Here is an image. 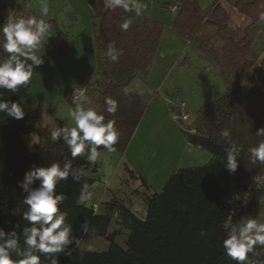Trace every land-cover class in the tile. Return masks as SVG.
Listing matches in <instances>:
<instances>
[{
	"label": "trees",
	"instance_id": "trees-1",
	"mask_svg": "<svg viewBox=\"0 0 264 264\" xmlns=\"http://www.w3.org/2000/svg\"><path fill=\"white\" fill-rule=\"evenodd\" d=\"M241 12H252L256 20L264 16V0H234ZM16 0H0V28L7 22L8 16H35L23 3L15 6ZM26 2V1H25ZM130 3V0H128ZM94 11V20L100 19L101 26L93 25L96 39L97 59L104 56L110 58V78L99 85L102 91L93 95V107L105 116V123L114 120L119 131L117 142L112 148L125 152L135 131L147 111L137 107V99L124 96L123 93L135 78L147 79L153 64L158 45L162 36L163 25L148 19L144 15L130 18V26L123 30L119 25L127 21L123 7L110 6L109 0H90ZM222 14V22L227 17L218 7L212 16L204 13L195 2L183 1L180 11L174 19L172 27L181 36L192 41L202 24H209ZM141 21L144 30L141 32L134 23ZM51 30L60 35L57 24L49 22ZM254 32L244 34L238 39V33L227 26L219 30V36L225 41V47L217 53L215 62L223 77L227 79L228 88L219 100L211 106L200 109L196 118V132L183 133L193 146L209 151L212 161L202 167L184 168L174 172L163 191L147 199L148 213L145 221L140 220L120 201L114 200L108 205L107 215H96L92 208L78 204L77 200L84 183L90 188L94 180L83 172L79 182L61 181L56 188L57 193L66 196L60 206L68 213L67 223L73 227V234L81 242L95 237L105 238L110 247L105 252L80 250L75 245L69 246L58 257V264H237L230 258L224 248L223 240L227 236L224 223L232 215V222L238 223L243 217L249 216L258 201L264 198V164L251 162L248 149L258 145L264 137L256 135L264 128V74L256 77L253 64L257 59L251 50ZM233 36V37H231ZM3 36L0 33V44ZM113 48L115 59L108 55L109 46ZM60 55L69 53L58 46ZM43 52L50 59L55 55L45 48ZM215 52V51H214ZM0 48V59L6 57ZM229 72L235 83L228 79ZM30 87L20 86L16 92L0 89V96L5 102L25 100ZM111 98L117 104L115 113L106 111L105 99ZM229 129L233 142L240 148L237 157L238 169L233 174L225 167L226 151L230 146L221 138L220 131ZM27 133L26 118L16 120L0 113V227L5 232L14 228L18 234L19 245L24 247L25 232L31 225L23 219L27 211L24 204L26 193L20 188L26 171L35 164L47 167L52 163L71 161L73 168L85 169L91 165L86 155L72 158L71 152L63 141L53 142L46 131L39 133L40 142L34 152H30L23 136ZM103 146L98 152L104 150ZM146 183L145 179H141ZM37 181L33 187H38ZM239 208L247 209L240 213ZM235 212V215L232 212ZM119 215L120 223L127 226L131 233L123 248L115 242L117 233L108 235V229L114 213ZM88 224V232L81 226ZM205 231L206 237L200 232ZM259 255L249 253V258L264 261V248L256 246ZM42 264H50L39 251Z\"/></svg>",
	"mask_w": 264,
	"mask_h": 264
},
{
	"label": "crops",
	"instance_id": "crops-1",
	"mask_svg": "<svg viewBox=\"0 0 264 264\" xmlns=\"http://www.w3.org/2000/svg\"><path fill=\"white\" fill-rule=\"evenodd\" d=\"M183 1L197 3L210 16L220 7L227 17V23L224 24L221 21L223 15L218 14L215 19L208 20L209 24H202L199 32L189 41L172 27ZM253 2L247 0L246 4ZM23 3L39 19L57 24L60 30V35L51 30L50 38H45L36 50L35 54L44 63L34 69L24 100L27 133L23 139L28 150L34 152L40 142V132L46 131L50 137L51 130L70 122L68 110L72 104L69 98L74 90H87L86 97L91 103L85 102V107H93L94 93L102 91L96 84L98 59L93 31V25L100 28L101 20H94L90 0H16L15 6ZM43 3L49 8L47 16L41 13ZM135 3L139 6L140 14L137 15L136 9L131 8L130 0V10H126L128 18L144 15L163 25L153 64L143 84L146 88L157 90L161 97L141 119L125 152L114 148L111 151L104 149L94 163L83 169L94 180L90 188L92 198L83 204L88 208L97 205L95 214L104 216L108 213V205L116 199L137 218L145 221L147 199L163 191L172 173L184 168L205 166L213 159L209 151L187 142L169 118V106L185 103L191 119H196L201 108L214 105L225 94L227 79L215 62L217 53L226 44L219 36V30L225 26L237 32L239 40L246 32L252 35V31H255L251 50L257 59L253 69L260 71L264 66V16L256 20L254 13L241 12L234 0H135ZM173 6L178 7L174 12L171 10ZM59 45L69 53L61 56ZM45 48L55 55L53 59L43 52ZM164 129L173 133L171 135L177 143L174 153L179 149L180 152L172 154L170 149L171 161L162 159L159 163L163 164L150 176L146 166L154 158L155 152L152 151L151 158L149 147L164 140ZM172 162L174 170L167 173ZM148 167L153 168L154 165ZM116 213L111 219L108 235L117 233L115 242L125 248L131 230L120 223ZM109 247L110 242L101 237L82 240L78 246L80 250L93 252H105Z\"/></svg>",
	"mask_w": 264,
	"mask_h": 264
},
{
	"label": "clouds",
	"instance_id": "clouds-1",
	"mask_svg": "<svg viewBox=\"0 0 264 264\" xmlns=\"http://www.w3.org/2000/svg\"><path fill=\"white\" fill-rule=\"evenodd\" d=\"M109 4L130 10L128 0H109ZM131 8L136 9L137 15L140 14L135 0H131ZM41 13L43 16L48 15L49 8L46 3L41 4ZM129 26L130 21L119 25L123 30H127ZM50 31L51 25L44 19H37L35 16H8L7 22L0 28L3 36L0 48L7 54L5 58L0 59V89L16 92L20 86L29 83L34 69L44 63L35 52L45 38H50ZM108 55L115 59L111 45ZM85 102L91 103L83 91L79 96L72 95V107L68 110L70 122L51 130L50 138L53 142L62 140L68 146L73 159L83 154L89 162L94 163L100 155V146L112 150L119 137V131L114 120L105 123L104 114L97 108L85 107ZM24 104L23 97L19 101L5 102L0 96V113L22 120L26 115ZM105 104L108 113H115L117 104L113 99L106 98ZM219 134L230 146L225 149V167L234 174L239 166L237 157L240 148L233 142L229 129H223ZM256 135L264 137V128L259 129ZM248 152L253 164H264V139L260 140L257 146L249 148ZM82 175L83 169L73 168L71 161H65L62 165L52 163L47 167H37L34 164L25 172L19 186L27 194L24 204L28 207L23 213V219L31 227L25 232L23 248L19 245L15 228L11 232H5L4 228L0 227V264H42L41 256L35 254V250L44 254V259L50 261V264H58V257L54 254L61 253L72 245L79 246L80 241L73 234L72 225L66 222L68 213L60 207L66 196L57 193L56 188L61 181L68 180L69 177L79 182ZM37 181L38 187H33ZM92 195L89 184L84 183L77 203L89 201ZM232 214L235 215V212ZM232 218L230 215L224 223L227 236L223 240V248L226 254L237 264H264V261L249 258V253L259 255L254 251L257 245L264 248V216L260 213L255 218L246 216L238 223H233ZM81 230L88 232L86 221ZM206 235L205 231L200 232L201 237Z\"/></svg>",
	"mask_w": 264,
	"mask_h": 264
},
{
	"label": "rangeland",
	"instance_id": "rangeland-1",
	"mask_svg": "<svg viewBox=\"0 0 264 264\" xmlns=\"http://www.w3.org/2000/svg\"><path fill=\"white\" fill-rule=\"evenodd\" d=\"M127 21H131L130 18L127 19ZM133 23V22H132ZM143 23L141 21H138L134 23L133 25L138 26L140 31L142 32L144 30V26L142 25ZM112 59L110 58H105L104 56L100 57L98 60V70H97V83L101 85V82H106L110 76L108 75L109 71V65ZM253 74L258 77L260 73L264 74L263 67L260 71H255L252 68ZM234 74L229 72L228 79L232 82L235 83V80L232 78ZM145 81L140 78H135L131 85L126 89V91L123 93V95L126 96H134L138 101L137 107H139L140 110L144 111H149L153 108V106L160 100V93L157 90L151 89V88H146ZM179 106V105H178ZM177 105H170L169 106V118L171 119L172 123L176 125V127L179 129V131L183 134H194L196 131L197 123L196 119H192V123L190 125H186L185 122L181 119V114L179 111V107ZM173 133L166 131V129L163 130V135H164V140L161 142L159 141L158 144H151L149 147V150H151V158H152V153H154V158L149 161V164L146 166L147 172L152 174L153 171L159 168L160 165L163 163H159L162 159L163 161H171L172 155L170 156V151L172 150V154H178L180 152L176 151L175 148L177 147V143L174 141V137H172ZM158 140V137H157ZM171 149V150H170ZM153 151V152H152ZM174 156V155H173ZM167 164V163H166ZM149 165H154L153 168L148 167ZM172 166L170 168H167L166 172H173V166L174 162L171 164ZM173 174V173H172ZM151 178V177H150ZM142 179V178H141ZM260 183H264L263 179L259 180ZM167 184V183H166ZM158 188V187H157ZM240 213L242 212H247V209L245 208H239ZM259 213L264 216V198H262L260 201H258L257 206L252 209L249 213V216H253V218L257 217ZM118 214V213H116Z\"/></svg>",
	"mask_w": 264,
	"mask_h": 264
},
{
	"label": "built area",
	"instance_id": "built-area-1",
	"mask_svg": "<svg viewBox=\"0 0 264 264\" xmlns=\"http://www.w3.org/2000/svg\"><path fill=\"white\" fill-rule=\"evenodd\" d=\"M177 9H178L177 6L171 7V10L173 12L176 11ZM263 71H264V66H263ZM81 91H83L85 93V96H86L87 90L85 88L76 89L70 94V98H69L70 102H71L72 95L74 94L76 96H79ZM178 107H179V111H180V114H181V119L185 122L186 125H190L192 123V119H191L189 113L187 112L186 104L185 103H181ZM92 209L95 212L98 209V206L97 205H93ZM35 252H38V250H35Z\"/></svg>",
	"mask_w": 264,
	"mask_h": 264
}]
</instances>
